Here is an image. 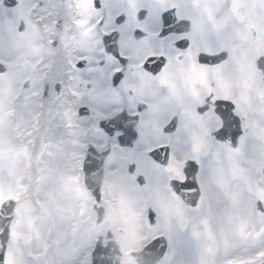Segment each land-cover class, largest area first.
Returning <instances> with one entry per match:
<instances>
[{"label": "snow or ice", "instance_id": "snow-or-ice-1", "mask_svg": "<svg viewBox=\"0 0 264 264\" xmlns=\"http://www.w3.org/2000/svg\"><path fill=\"white\" fill-rule=\"evenodd\" d=\"M0 264H264V0H0Z\"/></svg>", "mask_w": 264, "mask_h": 264}]
</instances>
